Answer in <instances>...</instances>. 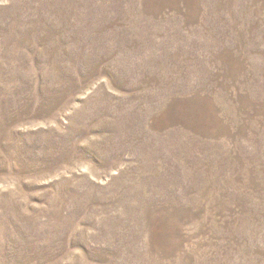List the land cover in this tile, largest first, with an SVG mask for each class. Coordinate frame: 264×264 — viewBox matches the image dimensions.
<instances>
[{
    "label": "rangeland",
    "instance_id": "rangeland-1",
    "mask_svg": "<svg viewBox=\"0 0 264 264\" xmlns=\"http://www.w3.org/2000/svg\"><path fill=\"white\" fill-rule=\"evenodd\" d=\"M0 264H264V0H0Z\"/></svg>",
    "mask_w": 264,
    "mask_h": 264
}]
</instances>
